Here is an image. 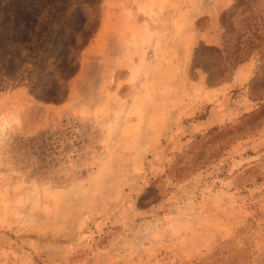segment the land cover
Masks as SVG:
<instances>
[{"label": "rangeland", "instance_id": "obj_1", "mask_svg": "<svg viewBox=\"0 0 264 264\" xmlns=\"http://www.w3.org/2000/svg\"><path fill=\"white\" fill-rule=\"evenodd\" d=\"M0 264H264V0H0Z\"/></svg>", "mask_w": 264, "mask_h": 264}]
</instances>
